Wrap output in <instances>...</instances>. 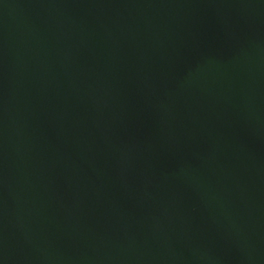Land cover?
Returning a JSON list of instances; mask_svg holds the SVG:
<instances>
[{
	"label": "water",
	"instance_id": "obj_1",
	"mask_svg": "<svg viewBox=\"0 0 264 264\" xmlns=\"http://www.w3.org/2000/svg\"><path fill=\"white\" fill-rule=\"evenodd\" d=\"M0 264H264V0H0Z\"/></svg>",
	"mask_w": 264,
	"mask_h": 264
}]
</instances>
